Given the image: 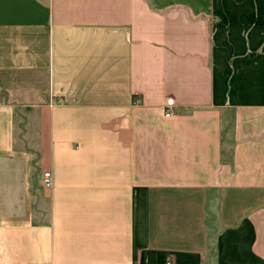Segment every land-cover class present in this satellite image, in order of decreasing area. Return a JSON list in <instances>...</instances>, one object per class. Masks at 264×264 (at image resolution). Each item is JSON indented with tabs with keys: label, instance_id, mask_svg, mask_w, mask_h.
<instances>
[{
	"label": "crops",
	"instance_id": "crops-1",
	"mask_svg": "<svg viewBox=\"0 0 264 264\" xmlns=\"http://www.w3.org/2000/svg\"><path fill=\"white\" fill-rule=\"evenodd\" d=\"M168 263L264 264V0H0V264Z\"/></svg>",
	"mask_w": 264,
	"mask_h": 264
},
{
	"label": "built area",
	"instance_id": "built-area-1",
	"mask_svg": "<svg viewBox=\"0 0 264 264\" xmlns=\"http://www.w3.org/2000/svg\"><path fill=\"white\" fill-rule=\"evenodd\" d=\"M173 115V112H172V110L170 109V108H168L167 110H166V113H165V116L167 117V118H169L170 116H172ZM51 175H50V173L49 172H45L44 173V176H43V185L45 186V187H50L51 186ZM168 264H171V263H168Z\"/></svg>",
	"mask_w": 264,
	"mask_h": 264
},
{
	"label": "rangeland",
	"instance_id": "rangeland-1",
	"mask_svg": "<svg viewBox=\"0 0 264 264\" xmlns=\"http://www.w3.org/2000/svg\"><path fill=\"white\" fill-rule=\"evenodd\" d=\"M233 117L232 114H227L225 118Z\"/></svg>",
	"mask_w": 264,
	"mask_h": 264
}]
</instances>
